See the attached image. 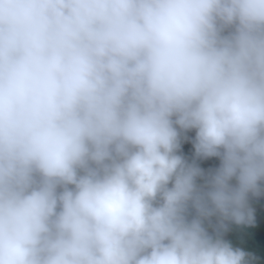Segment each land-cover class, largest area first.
I'll use <instances>...</instances> for the list:
<instances>
[{"label": "clouds", "instance_id": "1", "mask_svg": "<svg viewBox=\"0 0 264 264\" xmlns=\"http://www.w3.org/2000/svg\"><path fill=\"white\" fill-rule=\"evenodd\" d=\"M260 195L264 0H0V264H253Z\"/></svg>", "mask_w": 264, "mask_h": 264}, {"label": "trees", "instance_id": "2", "mask_svg": "<svg viewBox=\"0 0 264 264\" xmlns=\"http://www.w3.org/2000/svg\"><path fill=\"white\" fill-rule=\"evenodd\" d=\"M187 138L182 136L181 148L179 153L184 156L188 162L195 161L207 173L209 170H214L220 165L219 157L196 158L193 139L195 130H190L186 133ZM203 178H198V183L202 184ZM232 183H236L233 179ZM250 205L255 210V223L251 226L235 225L229 222V227L223 236L229 240L234 247L243 248L251 254L253 264H264V195L251 196ZM195 214L194 209H190L189 218ZM212 225H207L210 232L214 231L215 217L212 218Z\"/></svg>", "mask_w": 264, "mask_h": 264}]
</instances>
